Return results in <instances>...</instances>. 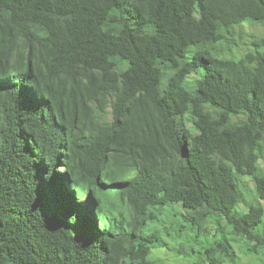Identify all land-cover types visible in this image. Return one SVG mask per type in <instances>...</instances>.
<instances>
[{"label": "trees", "instance_id": "trees-1", "mask_svg": "<svg viewBox=\"0 0 264 264\" xmlns=\"http://www.w3.org/2000/svg\"><path fill=\"white\" fill-rule=\"evenodd\" d=\"M243 25L264 0H0V264H264V37L234 55Z\"/></svg>", "mask_w": 264, "mask_h": 264}, {"label": "rangeland", "instance_id": "rangeland-1", "mask_svg": "<svg viewBox=\"0 0 264 264\" xmlns=\"http://www.w3.org/2000/svg\"><path fill=\"white\" fill-rule=\"evenodd\" d=\"M254 37H264V25H243L240 28L235 29V37L228 41V44L237 45V48L234 49L233 54L236 56H241L242 54L247 53L248 50L251 49V41ZM194 48V47H193ZM229 53V52H227ZM261 170L264 174V161L260 164ZM250 190L254 191L253 184H249ZM177 215H175V220L171 219V216L164 212L162 217L161 226L159 228L163 229L166 226H170V231L173 232L178 227H181L184 217L181 215V207H176ZM185 230V229H184ZM188 240V237H186ZM175 248H177V244H175ZM155 258L159 260V264H192L193 260L183 257H180L179 253L175 250L170 249H158L155 252ZM243 264H250L252 263V259L244 258L242 260Z\"/></svg>", "mask_w": 264, "mask_h": 264}]
</instances>
